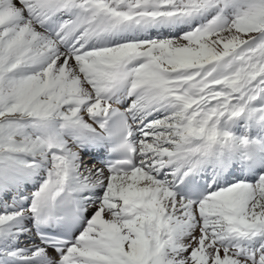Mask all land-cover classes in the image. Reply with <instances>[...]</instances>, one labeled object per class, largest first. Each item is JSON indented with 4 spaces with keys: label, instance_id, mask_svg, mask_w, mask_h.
<instances>
[{
    "label": "snow or ice",
    "instance_id": "obj_1",
    "mask_svg": "<svg viewBox=\"0 0 264 264\" xmlns=\"http://www.w3.org/2000/svg\"><path fill=\"white\" fill-rule=\"evenodd\" d=\"M0 264H264V0H0Z\"/></svg>",
    "mask_w": 264,
    "mask_h": 264
}]
</instances>
